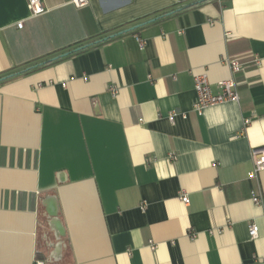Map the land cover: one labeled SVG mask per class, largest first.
I'll return each mask as SVG.
<instances>
[{"label":"crops","instance_id":"1","mask_svg":"<svg viewBox=\"0 0 264 264\" xmlns=\"http://www.w3.org/2000/svg\"><path fill=\"white\" fill-rule=\"evenodd\" d=\"M69 1L0 0V264H264V0Z\"/></svg>","mask_w":264,"mask_h":264},{"label":"built area","instance_id":"2","mask_svg":"<svg viewBox=\"0 0 264 264\" xmlns=\"http://www.w3.org/2000/svg\"><path fill=\"white\" fill-rule=\"evenodd\" d=\"M69 2L75 7H83L88 4V0H70ZM27 6L31 17L40 15L45 12V8L43 7L41 0H27ZM16 26L18 28H21L23 26V20L18 21L16 23ZM140 46H142L141 42ZM223 62L229 67L232 72H238L242 70L246 63L236 57H226ZM251 62L257 64L258 59L256 57H252ZM193 83L194 91L196 93L192 109L199 115L202 114L205 108L210 107L212 105H217L226 101H238V92L236 90V84L230 78L219 81L217 83L219 89L215 92L211 91L210 83L205 73L194 75ZM110 91L112 94H116L117 89L115 87H111ZM176 115H178L177 111H171L168 115V119L170 121H173ZM181 116L185 117V114L181 113ZM244 121L245 123H248L250 119L246 118ZM169 158L171 160H175L176 155L170 153ZM252 158L253 166L252 169L247 172V177L256 179L258 177V173L260 171H264V149H253ZM179 198L184 204H188L189 200L186 193H181ZM252 202L254 204H260L262 202V199L259 195H253ZM247 227L249 236L252 238L256 237L258 233V226L253 221H251ZM148 242L150 248L153 249L155 245L152 243V241ZM43 261L44 260L35 257L34 264H45V262Z\"/></svg>","mask_w":264,"mask_h":264},{"label":"water","instance_id":"3","mask_svg":"<svg viewBox=\"0 0 264 264\" xmlns=\"http://www.w3.org/2000/svg\"><path fill=\"white\" fill-rule=\"evenodd\" d=\"M69 54V52H65L62 55L52 57V60L57 59L60 56H66ZM7 78L6 76L0 77V80H4ZM56 202L53 197L47 198V206H46V213L50 217V224L53 226V228L58 232L60 236L64 235V229L60 223V220L58 218V207H56Z\"/></svg>","mask_w":264,"mask_h":264},{"label":"trees","instance_id":"4","mask_svg":"<svg viewBox=\"0 0 264 264\" xmlns=\"http://www.w3.org/2000/svg\"><path fill=\"white\" fill-rule=\"evenodd\" d=\"M196 4H197V2H193V3H191V4H189V5L185 6V7H183L182 9L187 8V7L194 6V5H196ZM91 47H93V46H90V47H89V45H88V46H82L80 49L70 51V53L68 54V56H71V55H73V54L80 53V52H82V51H84V50H87V49H89V48H91ZM68 56H62L61 58H65V57H68ZM59 59H60V57H58V58L55 59V60H52L51 58H49V59H46V60L44 61V64H46V63H47V64H48V63H53V62H55V61H57V60H59Z\"/></svg>","mask_w":264,"mask_h":264}]
</instances>
